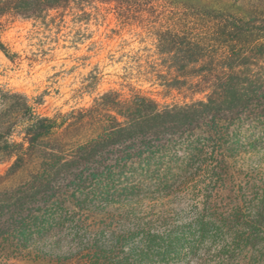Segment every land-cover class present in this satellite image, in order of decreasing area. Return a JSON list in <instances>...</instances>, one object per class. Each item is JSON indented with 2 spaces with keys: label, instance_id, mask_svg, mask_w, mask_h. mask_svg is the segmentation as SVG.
<instances>
[{
  "label": "trees",
  "instance_id": "obj_1",
  "mask_svg": "<svg viewBox=\"0 0 264 264\" xmlns=\"http://www.w3.org/2000/svg\"><path fill=\"white\" fill-rule=\"evenodd\" d=\"M86 1L94 0H0V16L38 18ZM104 2H115L122 22L147 30L155 46L153 75L165 90L184 93V101L161 102L136 88L129 96L108 91L91 107L81 108L75 120L62 122L26 107L22 142L10 140L19 114L1 113L0 153L16 157L10 173L33 166L29 180L2 202L15 208L12 217L22 219L20 238H13L19 250L45 251L51 245L45 238L59 235L71 206L135 207L151 192L172 188L207 153L212 161L203 171L221 181L228 177L230 162L264 159V138L257 134L264 125L263 12L239 14L176 0ZM0 47L10 58L15 55ZM200 93L205 96L195 98ZM86 124L95 131L81 138L71 134ZM261 186L264 192V175ZM26 201L32 205L28 216L23 214ZM203 205L204 211H212L196 219L203 231L229 219L208 196ZM250 208L254 213L242 217L243 225L251 227L249 235L257 225L264 234L258 219L264 216L263 200L256 199ZM27 232L36 238H27ZM0 264L18 263L2 255Z\"/></svg>",
  "mask_w": 264,
  "mask_h": 264
},
{
  "label": "rangeland",
  "instance_id": "obj_2",
  "mask_svg": "<svg viewBox=\"0 0 264 264\" xmlns=\"http://www.w3.org/2000/svg\"><path fill=\"white\" fill-rule=\"evenodd\" d=\"M176 1L239 14L264 13V0ZM118 9L115 2L94 0L53 9L38 18L15 13L0 16V44L15 54L10 58L0 47V114L7 111L20 118L11 141H24L28 115H22L26 107L62 122L75 120L81 108L91 107L108 91L129 96L136 88L161 102L184 101V93L165 90L153 75L155 46L147 30L139 24L122 22ZM11 94L23 98H11ZM204 96L200 93L195 98ZM94 131V126L86 124L71 134L81 138ZM257 134L264 138V125ZM15 158L0 153V256L15 263L264 264L261 227L257 225L255 233L249 235L251 227L244 226L242 219L254 213L250 207L256 199L257 203L263 200L264 205V159L255 163L243 159L230 162L228 177L221 181L217 174L203 171L212 161L207 153L197 158L187 175L172 188L151 192L135 207L111 204L83 208L88 202L71 206L62 231L45 238L51 245L38 252L32 247H15L13 238H20L22 219L12 217L15 208L10 210L7 203L2 204L33 172V166H26L11 174ZM207 196L217 201L219 213L229 219L203 231L196 219L204 214ZM31 208L26 201L23 214L28 216ZM258 219L264 225V216ZM27 238L36 235L27 232Z\"/></svg>",
  "mask_w": 264,
  "mask_h": 264
}]
</instances>
